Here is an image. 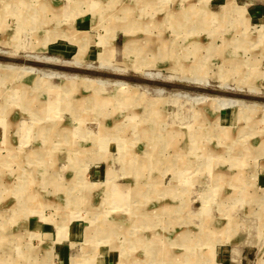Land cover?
I'll use <instances>...</instances> for the list:
<instances>
[{
  "label": "rangeland",
  "instance_id": "rangeland-1",
  "mask_svg": "<svg viewBox=\"0 0 264 264\" xmlns=\"http://www.w3.org/2000/svg\"><path fill=\"white\" fill-rule=\"evenodd\" d=\"M0 57V264H264V0H0Z\"/></svg>",
  "mask_w": 264,
  "mask_h": 264
},
{
  "label": "crops",
  "instance_id": "crops-1",
  "mask_svg": "<svg viewBox=\"0 0 264 264\" xmlns=\"http://www.w3.org/2000/svg\"><path fill=\"white\" fill-rule=\"evenodd\" d=\"M242 234V233H241ZM237 262L238 264H252L251 262L254 261V264L258 261V250H254L253 248H257L255 244H249L244 241H242V236L240 235L239 239L237 240ZM264 260H261L262 262Z\"/></svg>",
  "mask_w": 264,
  "mask_h": 264
},
{
  "label": "bare ground",
  "instance_id": "bare-ground-1",
  "mask_svg": "<svg viewBox=\"0 0 264 264\" xmlns=\"http://www.w3.org/2000/svg\"><path fill=\"white\" fill-rule=\"evenodd\" d=\"M20 1V0H19ZM23 1V0H22ZM118 1V0H117ZM30 2V1H29ZM28 4H30V3H28ZM121 4V3H120ZM34 6V5H33ZM31 8H32V6H31ZM110 8H111V6H110ZM124 10H126V9H124ZM123 11V10H122ZM121 11V12H122ZM116 13V12H115ZM118 14V13H117ZM112 15V14H111ZM120 15V14H119ZM5 67V68H4ZM15 66H13V65H0V73H1V71H2V73H12V69L14 68ZM29 69H31V68H29ZM158 76V75H157ZM156 76V77H157ZM149 77V76H148ZM114 82V81H113ZM28 96V95H27ZM26 98V97H25ZM200 98H208V97H200ZM227 99V98H226ZM219 100H221V99H219ZM223 100V99H222ZM221 102V101H220ZM230 102V104L231 105H233V101L232 100H230V101H228V103ZM233 102V103H232ZM239 103V102H238ZM244 104V103H243ZM230 105V106H231ZM239 105V104H238ZM235 106V105H234ZM12 118V117H11ZM53 121V120H52ZM51 125V124H50ZM39 133V132H38ZM52 135V134H51ZM48 137V136H47ZM49 138V137H48ZM53 138V137H52ZM46 140V139H45ZM48 140V139H47ZM55 142V141H54ZM51 143V142H50ZM44 144V143H43ZM53 144V143H52ZM46 148V147H45ZM38 164V163H37ZM43 169V168H42ZM44 171V170H43ZM117 188V187H116ZM141 188V187H140ZM113 190V189H112ZM132 191H133V189H132ZM141 192V191H140ZM138 193V192H137ZM139 194V193H138ZM83 200V199H82ZM124 200H126V199H124ZM167 239H169V238H167ZM176 240V239H175ZM160 243V242H159ZM169 245H171V244H169ZM161 249V251L160 252H158V250H154L153 248H151V254H152V256L154 257V258H158V259H160V260H162V258H164V261H163V263L164 264H171V263H176V261L175 260H173V259H168V258H166V257H168V256H166V257H164V254H166V251H162L164 248L162 247V248H160ZM169 254H171V255H173V252L172 253H169ZM179 254V253H178ZM172 258H174V256H172ZM173 260V261H172ZM187 262V261H186Z\"/></svg>",
  "mask_w": 264,
  "mask_h": 264
},
{
  "label": "water",
  "instance_id": "water-1",
  "mask_svg": "<svg viewBox=\"0 0 264 264\" xmlns=\"http://www.w3.org/2000/svg\"><path fill=\"white\" fill-rule=\"evenodd\" d=\"M0 59H1V57H0Z\"/></svg>",
  "mask_w": 264,
  "mask_h": 264
}]
</instances>
